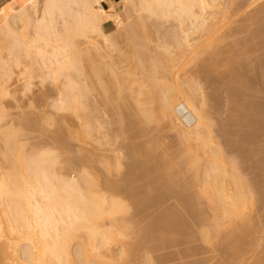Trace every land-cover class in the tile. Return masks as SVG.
I'll list each match as a JSON object with an SVG mask.
<instances>
[{"label": "bare ground", "instance_id": "6f19581e", "mask_svg": "<svg viewBox=\"0 0 264 264\" xmlns=\"http://www.w3.org/2000/svg\"><path fill=\"white\" fill-rule=\"evenodd\" d=\"M242 1L243 0H241V1L234 0V2H233V0H123V4L121 5V9H123L124 14L127 13V14H129L130 17H132L131 19L124 21V20L119 19L120 17H119V12H118V6H116L114 4V2H112L111 0H7V2L2 4V6L0 7V49H2L3 52L6 49L5 50V56H7V57H4V55L2 56L0 54V96L1 97L7 96V95L12 93L11 92L12 90L10 89V82H11L10 79L12 80L13 75L15 74L14 73L15 71H13V69L17 70L14 68V66L20 67L22 65V61H21L22 52L23 53L26 52L25 55H27V58H28V56L30 57V56L34 55L32 64L30 65V63H29V65L24 66V69L21 70L22 72H19V73L24 74L25 77H27V80H26L27 82L25 81V83L28 84V88L31 84H33V78L35 77V75H37L34 72L36 69H38L39 73L38 72L37 73L39 74V77L40 76L42 77V79L43 78L46 79L47 77L48 78L51 77V79L53 78V79H57V80L61 79L62 81L64 79V81L62 82L63 84H61L63 86H62V88H60V89H62V91L60 90L61 92L59 93V95H57L59 97L57 98V96H56L57 99H54V100H56V104L55 103H52V104L53 105L55 104V106H54L55 109H58L60 112H61V110L62 111L66 110V112H67V110L68 111L72 110L71 111L72 113L73 112H74V114L77 113L76 118H78L77 116L80 115L81 116V122H82L81 126L84 127V130L83 129H80V130L82 131V133L84 132L83 134L87 135V137H88V135L92 136L94 134V131L96 130V125L93 124L91 117L89 115V112H88L90 110L91 105L93 104V103L91 104L89 102L90 97H91L90 92L93 93V91H90L88 88V84H87L88 78L87 77H89V80H91V81H92V79L90 78L91 73L94 74L95 77H97L96 83L99 84V87H101L103 89V90L102 89L101 90L105 94H106V92L108 93V95L110 96V97H108L109 100H114L111 98H115V100L118 101L117 102L114 100L113 101L114 103L111 101L112 102L111 104H114V107H112V108L113 109L116 108L115 105H117L119 110L118 109H116V110H118V111H120L123 106H126L125 105L126 102L124 103V105L121 104L122 100L123 99L125 100L126 98L121 97V99L123 98L121 100V102H119V100H118L120 95L122 94V96H123L124 93L122 92L119 95H114L111 97L109 92L113 93L115 88H117L116 89L117 92H118V89H119V92L123 91V89L125 87L128 88V86H130L134 82L129 84V82H127L126 80L124 81L125 78L122 79V82L120 81L121 79L119 80L118 75H120V71L118 70L119 69L118 65H116L118 61L116 62L112 58H111L112 61H110L107 64H105L104 62H99V61H98L99 64H96V63L94 64L93 63L94 59L92 57H89L92 54L91 52L96 51L99 55H101L103 53V51H106L107 54L109 51L110 52L112 51V53H114V51H116V49H118V48H116L118 46V45L116 46V44L118 42L117 39L119 37H122V35H124V34L136 35L135 29H137V28H135L133 26L134 21H136L137 19L143 20L145 18H155L156 20L158 19L157 21L153 20L154 24L152 22L151 25H154V26H152V28L154 29V31H156V33H158L156 35L160 36L159 32L163 34L162 36H160V38L162 37L163 41L160 39V40H158L160 42L157 41L158 42L157 43L155 41L156 44H154L153 46H150L151 43L148 41L149 39L147 40L149 44H147V42L145 41L149 37L146 34L145 35L147 37L139 31V33H141V35H144L146 38L144 36H140L138 33L136 36L131 35L133 37V39L134 38L136 39L139 36L143 37V38L142 39L138 38L141 40L140 42H137L138 39L136 41L131 40L132 41L131 42L132 45L130 43L131 47L135 46L134 47L135 51H133L134 50L133 49V50H131V52L133 51L132 54L134 53L133 55H135V57H132L133 56L132 54H131L132 56H128V57L135 58V59L133 60L132 67L129 65V63H132V59H131V62L129 61L128 65L130 66V68H129L130 70L129 69L128 70L130 71V75L133 77V80L134 81L137 80L135 83H138V86H140L141 89L144 86L146 88H144V90L142 91L141 89H139V87L137 89V84H136L135 85L136 87L132 86L133 89H131L132 87L130 86L131 88L129 87V90H133L132 91L133 93L137 92V94H138L137 97L135 95L136 93H134L133 96L136 97V102L141 104L139 108L144 107V109L142 108L143 111H141V113L143 112L142 113L143 115L145 112L144 110L146 109V107L144 106L143 103L146 102V104L148 105L149 102H155L154 104H156V107H157V108L155 107L156 110L153 107L154 111L153 110L149 111V109H151V108H149V106H147L148 112H149L148 114L149 115L151 114L152 117L154 116V118H152V119L154 120L156 117H158L159 119L161 118L162 120H166L169 123V125L180 136L179 137L180 142H183V143H186L187 141L189 142V143L187 142L188 144L186 143V145H187L186 153L184 151L180 154L184 153L185 157L190 158L189 159L190 161L189 160L186 161L187 163L189 162V164H188L189 167H186V166H184V167H186L187 169H189L191 167V169L193 171H194V169L197 170V171H195V173L197 172L196 173L197 174L196 177L198 176L197 179L202 178L201 181L203 182L202 183L203 186L200 184L201 185L200 187L201 188L204 187L201 190V193L204 196L203 195H201V196H203V197L207 196L206 198H208L209 202H211L210 204L209 203L208 204L209 205L213 204L215 206V208H213V209H215V210L216 209L221 210L222 216L224 215V218H227V223H228V220H231L234 223L235 218H237L236 219L237 222L239 219L241 221L244 220V222H245V219H243V218L245 216H247V214H248L246 211L247 210L250 211V207H248V206H250V202H249L250 198L252 197L251 199H253V195L255 194V193L253 194V190L251 189L254 186H250L248 179H247V182H248L247 183L245 177H243L244 179L242 178L240 181L241 176L239 174H238L239 176L237 174L235 175V173H233V170H232V172H228L226 170L227 165L225 167V160L226 159H224V158L226 157L225 153L228 154V152H225L227 150L225 149L224 146H223L224 147L223 148L215 140L217 146L214 144L216 147L214 145H212L215 148L214 147H213L214 149L211 148L212 146L209 143L214 142L213 141V139H214L213 128H214V123H215L214 119L215 118L212 114L214 106L211 107V108H213L211 111V109H210L211 105L210 106L208 105V103L210 101H207V97L205 99V95H203V94H205V91H203L205 89L201 90L202 92H204L203 94L200 92V94L203 95L202 96V95H199V92H197L196 87L192 86L193 88H196V89H191L192 87L189 88V86L187 85L189 83V81H184V79L186 77H188L190 79L191 78L190 77L191 75L189 76L190 73L186 74L184 79H183V77H181L182 74L180 73L181 74L180 75L178 72H177L178 74H176V76H174L175 75L174 68L176 67V65H175L176 60L178 61V58L180 56L184 55L186 48L189 50L192 47L196 51V49L198 48L194 45L196 42L199 43L200 41H202V42L206 41V42H204V44L205 43L209 44V45H206L207 48L209 46L210 47L212 46L211 50L213 47H215L212 54L209 53L210 55H212V57L215 54H216L215 55L216 57H218L217 56L218 54H219V56H220V54H223L222 53L223 50H221L223 48L219 49L221 46L220 47L216 46L217 44L219 45V42H222V41H220V39L222 37L224 38V34L221 33L222 36L219 35L220 34L219 31L221 30L220 27L223 25L222 23H223L224 19L226 20V19H228V17L230 19V16H231L230 12L234 13L236 11L237 13L236 12L235 13L237 16V14H239L245 10V9L243 10V7H242L243 4L242 3L246 4L249 1L248 3L250 4V2L252 0L251 1L248 0L247 2H246V0L244 2H242ZM255 1L256 0H253L252 3L254 4ZM258 1H260V0H258ZM232 2H233V4H235V2H237L235 6H237V5L240 6V9H237L240 11L239 13L237 10L234 11L233 8L236 9V7L233 6V8H232V5H233ZM238 2H240V3L238 4ZM260 2H261V5H259ZM260 2L257 3V1H256V4H258L257 7L260 6V8H258L257 10H254L255 13H254V16L252 15L253 18L258 19L262 15V19H264L263 18L264 17V14H263L264 13V4H262L264 2H262V1H260ZM240 4H242V5H240ZM250 5H246V6H248V8H249ZM237 8H238V6H237ZM231 9H233V10L231 11ZM250 9L253 10V8H250ZM250 12H252V14H253V11H250ZM133 13H134V16H133ZM235 13H234V15H235ZM242 13L245 14V11ZM244 14H242V15H244ZM248 14H250V13H248ZM248 14H245L246 18L248 16ZM239 16H240V14H239ZM126 18H129V17L126 16ZM232 18L234 19V16ZM238 19H240V18H238ZM259 19H261V18H259ZM138 20H137V22H138ZM169 20H170V23H171V20H173V21H172L171 25L167 26L166 21H169ZM252 20H254V19H252ZM175 21L177 22V24L175 23ZM230 21H232V20H230ZM235 21H236V18H235ZM255 21H257V20L255 19ZM109 22H115V25L117 27L112 31H105V24L109 23ZM146 22H149V21H147V19H146ZM232 22H234V20ZM258 22H259V20H258ZM149 23H151V22H149ZM173 23H175V24H173ZM259 23H260L259 27H261V28H259L258 31H260V30L262 31L264 29V25L262 24V26H261V21ZM142 24H144V23L141 22V25ZM224 26H225V24L223 25V27ZM138 27H140V26H138ZM142 27H144V25H142ZM238 28H239V26H238ZM231 29L233 30L234 28L231 27ZM32 30H33V32H31ZM140 30H144V29H140ZM232 30H231V32L233 33V32H235V30L237 31L238 29L236 27L234 31H232ZM133 32H135V33H133ZM231 32L230 33L228 32L229 35L231 34ZM30 33H31V36H30ZM147 33H149V31H147ZM263 33L264 32H262V35H264ZM130 35H128L129 36L128 39H130ZM149 35H150V33H149ZM193 37L195 38V40H193L194 39ZM201 38L202 39L205 38V40H202ZM225 38H224V40H225ZM262 38H264V36ZM82 39H83V41H82ZM143 39H145V40L143 41ZM199 39H201V40H199ZM78 40H79V42L80 41H82V42L79 43ZM133 42H137V44H139L140 46L136 45V43H133ZM82 43L84 45L86 44L85 45L86 47H84V46L82 47L81 46V45H83ZM133 44H135V45L133 46ZM192 44L195 46V48L192 46ZM214 44H216V45H214ZM125 45H127V44H125ZM201 45L203 46V44H201ZM136 46H138V48ZM197 46H199V44ZM188 47H190V48H188ZM200 47L201 46H199V48ZM114 48H116V49L114 50ZM123 48H121V49H123ZM217 48H218V52H217ZM121 49H119V50H121ZM182 49H184V52ZM192 50H190L191 51L190 56H192ZM194 50H193V54L195 53ZM220 50H221V53L219 52ZM125 51H126L125 53H127L128 50L126 49ZM151 51L154 53H151ZM200 51L202 53V50H200ZM207 51H208V49H207ZM207 51H206V53H207ZM0 52H2V51L0 50ZM6 52H7V54H6ZM177 52H179V53L181 52L180 53L181 55H179V53H177ZM189 52H187V53H189ZM82 53H84V54H82ZM85 53L90 54V55L85 56ZM128 53H130V52L128 51ZM185 54H186V52H185ZM178 55H179V57H178ZM195 55H193V56H195ZM235 55H233V56H235ZM111 56H112V54H111ZM185 56H187V54ZM188 56H189V54H188ZM215 56L213 57L214 60L216 58ZM103 57H106V56H103ZM108 57H109V55H108ZM212 57L210 56V58H212ZM80 58H82L81 61L85 60V61H83V63L84 62L86 63L88 61V59L93 63L92 64L89 61V63H91V65L88 64L91 66V67L88 66L89 72H88V69L86 68L87 64H85V66L83 64H81L82 62H80ZM213 58H212V60H213ZM241 58H240V60H241ZM180 59L183 60L184 58L181 57ZM180 59H179V61H180ZM235 59H237V58H235ZM96 60H98V59H96ZM108 60H109V58H108ZM124 60H125V58H124ZM126 60H125V63H126ZM185 60L186 59H184V61ZM207 60L212 61L209 58ZM231 60H232V58H231ZM105 61H107V59ZM120 61H121V59H120ZM179 61H178V63H180V65H182L181 61L180 62ZM240 62L238 63L239 64L238 66H237V63L231 65V67L235 65L236 69L232 68V71L235 70L234 71L235 74L234 73L233 74L236 77H239L241 75L242 71L244 72V67H242V66H245L244 61H240ZM118 63H120V62H118ZM121 63H120V65H121ZM212 63H214V62H212ZM240 65H242V66L240 68L241 70L239 71V69L237 67H240ZM207 67H208V65H206V68ZM179 68L180 67L177 68L178 71H179ZM184 73H186V72L184 71ZM89 74H90V76H88ZM138 74H139V78H137ZM243 74L245 75V73H243ZM106 75H108V76H106ZM172 75L175 78H172L171 77ZM109 76H110V79H108ZM241 77L243 78V76L239 77V82L242 81V80H240ZM172 79H174L175 82H170V81H173ZM247 79H246V83H247ZM47 80H49V79H47ZM183 82H187V83H185L186 85L185 84L183 85ZM90 83H91L90 87L92 88V86H91L92 82H90ZM170 83H173L174 85H172V84L170 85ZM93 85H95V84H93ZM198 86H199V84H198ZM95 87L96 86H94V88ZM96 90H98L97 87H96ZM116 90H115V92H116ZM198 91H199V89H198ZM92 93H91V95H92ZM233 94H235V93H233ZM44 95H43V97H45ZM106 95H105V98H106ZM117 96H119L118 99H117ZM142 96H145V98H143ZM206 96H208V95L206 94ZM240 96L241 95H239V97ZM91 98H93V97H91ZM233 98H237V96L233 97ZM233 98H232V100H234ZM92 100H94V99H92ZM103 100H105V99H103ZM127 100H129V99H127ZM134 100H135V98H134ZM240 100H242V99H240ZM251 100H249V101H251ZM115 102L118 104H115ZM241 102H240V104H241ZM245 102L246 101H244V103ZM256 102H254V103L248 102L249 104L251 103L250 107H251L252 111L256 106L255 105ZM2 103L4 104V102H2ZM96 103H98V102H96ZM142 104H143V106H142ZM149 104L152 107L153 104L152 103H149ZM98 105H97V107H98ZM253 105H254V108H252ZM153 106H155V105H153ZM180 106H183L189 110V116L188 117L191 121L190 124H184L183 121L180 119L179 115L177 114L178 107H180ZM93 107L94 106L92 105V108ZM235 107L237 108L236 104H235ZM258 107H259V105H258ZM262 107L263 108H261V106H260V108L263 109V111H264V104L262 105ZM128 108H129V106H128ZM139 108L137 109L138 112H140ZM1 110H0V264H123L121 260H124L123 257L126 255L125 254V248L124 249L122 248V250L120 251L121 253L123 252L125 255H122V257L119 259V257L117 256L119 252H118V250L114 251L112 249L113 246L111 245V242L114 241V239L116 241L119 240L120 238L122 239L123 236H125L126 234L128 235L127 229H131V231L129 230L131 233L132 229L134 230L135 227L130 228L131 223L129 222L130 219H128L129 215H128V217L126 216V214L128 212L127 207L129 205L125 206V204L122 203L123 201H119L120 199L117 198V196H116V198H114L112 196L109 197V195H111V194H109V192L114 193V191H115V193L117 194V191H119V190H113V188H116L117 185L114 186V185L109 184L108 183L109 180H107L108 182H106L104 180L100 181V179L97 178L100 175L98 176L97 174H96L97 175L96 179H99V180H98V182H96L97 180L94 181L93 176L90 177L91 176L90 174L92 171L90 172V174L89 173L87 174V173H85L86 170L83 171V169H82V171H83L82 172L80 168H77L78 165L74 164L75 162L77 163V160L74 161L72 159V157H71V159H72V161H74V163L69 160L70 159L69 157L66 160L65 159L62 160L60 157V155L62 153L57 154L58 150L55 149V150H57V152H55V150H53L54 148L50 147L51 143L49 144V146H44V148L43 147H38V148L36 147L37 148L36 149L35 147L31 146L30 147L31 149H30L29 147H27V141H29V139L28 140L26 139L27 138L26 135H27V133H29L28 132V130H29L28 126L31 127V125H29V124H31V121H32L31 117L32 116L30 117L27 114L31 120L28 118V116H26V117L23 116V119L22 118L20 119L21 122L18 120L19 121L18 122L19 125H18L16 123H14V121L10 122V123L7 122L6 119H4L5 118L4 116H6V115L3 116V114H5V113H3V111H1ZM3 110H5V109H3ZM58 110L55 113H58ZM251 110L249 109V112ZM152 111L155 113L154 115L152 114ZM232 111L235 112L234 109ZM7 112H8V110H7ZM66 112H64V113H66ZM122 112H121V115H120V112H118L121 117H122V115L124 116L125 111L123 113ZM128 112H129V110H128ZM157 112L159 113V115L157 114ZM238 112H237V114H238ZM241 112H242V114L244 113L243 111H241ZM59 113H58V115H61ZM64 113H63V115H64ZM68 113H70V112H68ZM145 113H147V112H145ZM129 114H127V115H129ZM148 114L147 115L145 114L147 116V118L151 116V115L148 116ZM156 114H157V116H155ZM263 114H264V112H263ZM127 115H125V116L128 119ZM35 116H36V114H35ZM65 116H66V114H65ZM260 116H259V118H260ZM67 117H68V115H67ZM247 117L250 118L248 116V114H247ZM261 117L264 118L263 115ZM39 118H41V117L39 116ZM68 118H70V116ZM141 118H143V117H141ZM144 118H145L144 120H146V117H144ZM33 119L35 120L36 118H33ZM61 119L62 118L60 117V120ZM125 119H124V121H125ZM129 119H131V118H129ZM156 119H155V121L158 120V119L157 120ZM38 120L41 121L40 119H37L36 122H38ZM72 120H70L69 122L72 123L71 122ZM74 120H75V122H77L76 119H74ZM122 120H123V118H122ZM257 120L258 119H256V121ZM49 121L50 120H47V122H49ZM53 121L56 122V120H54V118H53ZM64 121L66 123L68 120L67 121L64 120ZM64 121L62 119V122H64ZM253 121H255V120H252V122ZM39 123L40 122H38L37 124H39ZM44 123H46V122L44 121ZM74 123H72V124H74ZM78 123L79 122H77L76 124H78ZM67 124H68V126H70L68 122H67ZM67 124L66 125L64 124V126H67ZM76 124H74V125H76ZM104 124L105 123H103V125ZM256 124H257V122H256ZM35 125L33 127H35ZM124 125H123V129L126 126V125L125 126ZM26 126H27L28 130L26 129ZM36 126H38V125H36ZM43 126H44V124H43ZM68 126L66 129L69 128ZM57 128H60V127H57ZM126 128H128V126ZM218 128H220V127H218ZM25 129L27 130V132H25L26 131ZM31 129H33V128H31ZM66 129H65V131H66ZM76 130H78V129H76ZM214 130H215V128H214ZM69 131H71L70 128H69ZM81 131L79 133H81ZM54 132H55V130H54ZM66 132H68V130ZM212 132H213V134H212ZM70 133H69V135L72 136V133L76 135L78 133V131H77V133H75V132H73V129H72V132H70ZM79 133H78V135H79ZM54 136L55 135H53L52 138H54ZM97 137L98 136L96 135V138ZM216 137H218V136H216ZM103 138H100V139L97 138V140L102 141ZM49 139H51V138H49ZM58 139L59 138L57 136L56 139H54L55 142L58 141ZM63 139H64V137H63ZM207 139H208V141H207ZM60 140H59V142H60ZM68 141H69V137H68ZM68 141H67V146L69 144ZM184 141H186V142H184ZM48 142H47V144H48ZM193 142L195 143V145ZM206 142H209V143L206 144ZM218 142H219V140H218ZM219 143L222 144L221 142H219ZM38 144H40V143H38ZM64 144H66V143H64ZM100 144H102V143L100 142ZM57 145H58V143H57ZM32 148H35V149H32ZM69 148L70 147H68V150H69ZM151 148H152V146H151ZM203 148L206 149V151ZM65 149H67V148H65ZM150 150H152V149H150ZM183 150H184V147H183ZM183 150L181 149L180 151H183ZM201 150H204L205 152H207V154H209V155H207V156H209V158L211 155L212 158H210V159H212L213 161L212 160L211 161L209 160V162L206 161V163L204 164L205 169L204 170L201 169V171H200L199 168H200V166H202V165H200V163H202V161L200 159L201 155L199 154V152L201 154L204 153V152L202 153ZM210 150H212L213 152ZM87 154L89 155V153H87ZM90 154H91V151H90ZM98 154H100V153H98ZM180 154H179V158H181ZM187 154H188V156H186ZM83 157H84V155H83ZM152 157L154 158V156H152ZM185 157L182 160L186 159ZM202 157H203V155H202ZM80 158H82V156ZM92 158H93V156H92ZM148 158L150 159L151 157H148ZM227 158H228V160H227V164H228L229 157L227 156ZM78 159H79V157H78ZM204 159H207V158H204ZM231 159H232V157L230 158V161H231ZM97 160H99V158ZM217 160H218V162H217ZM80 161H81V159H80ZM80 161L78 160V163H80L82 165L83 163H81ZM149 162H148V164H149ZM233 162H237V161H233ZM187 163H185V164H187ZM93 165L96 166L95 163ZM182 165H184V164H182ZM228 166H231V165H228ZM65 167H71V170L74 169L73 170L74 172H71L70 174H65L66 172L65 173L61 172L62 171L61 168L63 169ZM184 167H183V169H184ZM234 167L235 166H233V168ZM129 168H131V167H129ZM144 168H145V166H144ZM133 169H134V167H133ZM229 170H230V168H229ZM234 170H236V168H234ZM127 171L129 172V169ZM158 171H160L159 168H158ZM199 171L202 173L200 174ZM72 173H74L75 175L74 174L72 175ZM129 173H132V172H129ZM141 174H143V173H141ZM111 176H112V174H111ZM126 176H125V178H126ZM128 176H129V174H128ZM101 178L104 179L103 176ZM105 178H106V176H105ZM145 178H146V176H145ZM192 178H191V181L193 180ZM103 181H104L103 184L105 185V182H106L107 186L109 187L110 191L107 190V191H109L108 193L105 191L108 195L105 193H102V185H103L102 182ZM143 181H145V180H143ZM194 181L196 182V180H194ZM201 181L199 179V182H201ZM190 182H188V183H190ZM245 182L249 186L247 184L245 185ZM114 183L116 184V182H114ZM107 186L105 185L104 187L106 188ZM128 186H130V185H128ZM182 186H185V184ZM110 188H112V190ZM191 188H193V187H191ZM137 189H138V187H137ZM126 190H127V188H126ZM131 190H132V188H131ZM190 190H189V193H190ZM140 191H143V190H141V187H140ZM254 191H255V189H254ZM132 192H133V190H132ZM191 192H193V190ZM119 193H121V192H119ZM141 193L142 192H140V195H142ZM184 193H185V191H184ZM191 194H193V193H191ZM115 195H113V196H115ZM124 196H125V194H124ZM135 196L137 197V194ZM196 196H197V194H196ZM120 197H121V195H120ZM131 197H133V196L131 195ZM140 197H139V199L141 200ZM149 197H151V196L149 195ZM129 198L130 197H128L126 199L130 200ZM206 198H203V199H206ZM136 199H138V198H136ZM136 199H135V201H136ZM160 202H163V201H160ZM254 202L256 203V200H254ZM141 203H139V204H141ZM190 203H192V202H190ZM251 203H253V201ZM129 204L131 205L134 203L131 202ZM135 205H137V203H135L134 206ZM171 205L173 206L172 203H171ZM185 205H186V203H185ZM213 205H211V206H213ZM152 206H154L153 203H152ZM155 207H157V206H155ZM190 208L191 207H188L189 210H190ZM173 209H175V208H173ZM215 210H213V211H215ZM253 210H252V212H253ZM131 211H132V209H131ZM161 211H162V209H161ZM168 211H170V210H168ZM178 211L180 212V214L182 213L180 210H177V212ZM158 212H160V211H158ZM171 212H170V214H171ZM178 213L175 212V214H177V215H178ZM161 214H164V213H161ZM139 215H140V213H139ZM165 215H163L164 218H166ZM215 215H217V214H215ZM251 215L252 214L249 215L250 217L247 216L248 217L247 219L251 218ZM159 216H158V218H159ZM178 217L180 218L181 216L179 215ZM173 218H175V217H173ZM182 218H183V214H182ZM134 219H135V217H134ZM142 219H144V218H142ZM149 219H148V221H149ZM167 219H168V217H167ZM183 219H185V217ZM215 219H216V217H215ZM221 219H223V218H221ZM136 220L134 222H137ZM152 220H153V218L150 219V221H152ZM179 220H177V221L178 222L182 221V220L181 221H179ZM240 220H239V222H240ZM131 221H133V220H131ZM183 221H185V220H183ZM215 221L217 222V220H215ZM231 221H229L231 223V224L229 223L230 225H232ZM252 221H253V219H252ZM158 223L159 222H157V224ZM162 223H164V222H161L160 225H162ZM132 224H135V223H132ZM139 224H141V220H140ZM177 224H180V226L182 225V223L176 222V225ZM229 224H227V225H229ZM166 225L164 223V225H162V227H164ZM171 225H173V224H171ZM134 226H136V225H134ZM141 226H142V224H141ZM141 226H139V227H141ZM232 226H231V229H232ZM209 227H210V225H209ZM234 227H236V226H234ZM186 228H187V226H186ZM207 228H208V226H207ZM166 229H168V228H166ZM140 230H142V229H140ZM171 230H173V229H171ZM166 231H165V234H167ZM201 231H202V229H201ZM157 232H158V230H157ZM161 233H162V231H161ZM229 235H230V233H229ZM144 236L146 237V235H144ZM207 236H208V234H207ZM243 236H245V235L243 234ZM138 237H141V236H138ZM201 237H202V235H201ZM240 237L241 236H239V238ZM154 238H157V237H154ZM165 238H167V237H165ZM142 239H145V238H142ZM157 239H159V238H157ZM160 239H161V237H160ZM160 239H159V241H160ZM164 240H166V239H164ZM208 240H209V237H208ZM116 241H115V243H117ZM171 241H173V238H171ZM141 242H143V241H141ZM239 242H240V239H239ZM118 243H119V241H118ZM182 244H184V243H182ZM74 245H76V246H74ZM162 245H160V246H162ZM178 245H180V244H178ZM158 251L159 250L156 249V252H158ZM159 254H161V253H159ZM119 255H120V253H119ZM149 255H151V254H148V257H149ZM146 256L147 255H145V257ZM171 260H173V259H171Z\"/></svg>", "mask_w": 264, "mask_h": 264}, {"label": "rangeland", "instance_id": "374dc122", "mask_svg": "<svg viewBox=\"0 0 264 264\" xmlns=\"http://www.w3.org/2000/svg\"><path fill=\"white\" fill-rule=\"evenodd\" d=\"M238 1H241V0H238ZM244 1L245 0H243L242 2H244ZM247 1L248 0H246V2ZM256 1H257V3H259L260 1L264 2L263 0H260V1L256 0ZM256 1L253 4L252 3L253 0H252L250 2L251 5L248 3L249 1L247 3L245 2L246 4L241 2L243 5L242 4H240V5H242L243 10L245 9L244 10L245 14H248V13L251 14V15L248 14L249 17L247 16V18H246V15L244 13H242L244 11L241 12L244 15L239 13L240 11L237 9H240V6L237 5L238 6V8H237V6H235L237 2H235V4H233V2H234V0H233L232 8H233V6L236 7V9L233 8L234 11L237 10L238 13L240 14V16L241 15L242 16L240 17L239 14H237V16H236L237 12L235 11L236 12L235 13L233 11L235 13V15H234V13L230 12V15H231V16L229 15L230 19L228 17V19L223 20V23L221 22L223 25L225 24V26L223 27V25L221 24L222 26L220 27L221 30L219 31L220 32L219 35H221V33H222V34H224V38L225 37L226 38L224 40V38L222 37L220 39V41H222V42L218 41L219 45L218 44L217 45L214 44V45H216L218 47L221 46L219 49L223 48V49H221V50H223V52H222L223 54H220V56H219V54L217 53L218 52V48H217L216 53L218 54L217 55L218 57H216L215 56L216 54L214 53L215 55L214 54L213 55L216 57L214 60V58H213L214 56L212 57V55H210V54H212L215 47H213L211 50L212 46L211 47L209 46L210 48L209 47L207 48L206 45H209V44H206V43L204 44V42H206V41H204V42L200 41L199 43L196 42L197 44L195 43L194 45L198 48H199V46H201L202 48L200 47L199 49L202 50V53L198 48L195 51L191 47L195 52L193 54V50L190 47H188L190 49L189 50L187 48H186L187 50L185 49V52L187 54V56H185L186 54L184 52V49H182L184 52V55L179 57V55H181L180 53L182 51L180 53L177 52V53H179L178 61L181 57H183L186 60L184 61V59L183 60L180 59L182 65H180V63H178V61L176 60V63H175L176 67L174 68V71H175L174 76H176V74H178V73L179 74L181 73L182 74L181 77H183V79H184L186 74L190 73L189 76L191 75L190 76L191 78L189 79L188 77H186L184 79V81H189V83L187 84L189 86V88H191L192 86L196 87L197 89L193 88V87L191 89H196L197 92H199V95H202L204 92H202L201 90L205 89V90H203V91H205V94H203V95H205V99L207 97V101H210L208 103V105L209 106L211 105L210 106L211 111L214 108L213 112H212V114L215 118L214 119L215 130L213 128L214 134L212 132V134L214 135V139H213L214 142H210V143L206 142V144L209 143L211 146L214 144L216 145V142H215V140H216L220 146H222V147L224 146L225 149L227 150V151H225V150L224 151L228 152V154L225 153L226 157L224 158V159H226L225 160V167L227 165L226 170L228 172H232V170H233V173H235V175L239 174L241 176L240 181L243 177H245L246 182L248 179L249 185L254 186L251 189L253 190V194L254 193L255 194L253 195V199H251L252 197L250 198V200H249L250 206H248V207H250L251 212L248 210L246 211L249 215L250 214H252V215H251V218L247 219L248 218L247 216H249L247 214V216H245L243 218V219H245V222H244V220L241 221L240 219H239L240 222H239V220L237 222L236 221L237 218H235V221L233 220L234 223L231 220H228V223H227V218H224V215L222 216L221 210L213 209V208H215V206L213 204H211V205H213L214 207L209 205L211 202H209V199L206 198L207 196L203 197L204 195L201 193V190L204 188V187L203 188L200 187L203 183L201 181L202 178H199L201 181V182H199V179H197L198 176L196 177L197 172L195 173V171H197V170L194 169V171H193L191 169V167L189 169L186 168V167H189L188 166L189 162L187 163L186 161H188L190 158L185 157L184 153L180 154L184 151L186 153V150H187L186 143L188 141L187 142L184 141L186 143L180 142V139H179L180 136L169 125V123L166 120H162L161 118H160L161 119L160 120L158 117H156L158 120L155 118L157 121H155V119L154 120L152 119V118H154V116L152 117L151 114H150L151 116L148 114L149 112H148L147 106H149V108H151V109H149V111L153 110L156 107V104H154L155 102H149V103H152L153 105H155V106H153L151 104L152 107L150 106L149 103H148V105L146 104V102L143 103L147 109V110L146 109L144 110L147 113L144 112V115H143L142 114L143 112L141 113V111H143L142 108L144 109V107L139 108L141 104L136 102V97L138 95L137 92H134V93H136L135 94L136 97H134L133 96L134 93L132 92L133 90H129L130 86L136 87L135 86L136 84H137V89H138V87H139V89H141L140 86H138V83H135L137 80H135V81L133 80V77L130 75V71H129L130 66L132 67L133 60L135 59V58L128 57V56H132L134 54V53L132 54V52L135 51V49H134L135 44H133L134 47H131V45H132L131 40L136 41L138 38L142 39L143 37H140V36H144L145 34L149 37L146 40L143 39V41L145 40L147 42V44H149L148 43V41H149L151 43L150 46H153L154 44H156V42L158 40H160V39L162 40V37L160 38V36H162L163 34L159 32L160 36L156 35L158 33H156V31H154V29L152 28V26H154V25H151L153 20L154 21L156 20L155 18H145L143 20L137 19L138 22H137V20L134 21L133 26L137 29H135L136 33L135 32H133V33H135L136 35L138 33L140 36L139 37L137 36L138 38L133 39L132 36L134 34H131L132 36L130 34L122 35V37H119L117 39L118 42H117L116 46L117 45L118 46L116 48H118V49L114 48V50L116 49V51H114V53H112V51L111 52L109 51L110 53L108 52V54L106 51H103V53L105 52L104 53L105 55L103 53L101 55H99L96 51H92L91 55L85 53V56L90 55L89 57H92L94 59V62H93L94 64L95 63L99 64V62H104L105 64H107L110 61H112L111 58L116 62L117 61L120 63L122 62L121 63L122 66L118 62L116 64V65H118V68H119L118 70L120 71V75H118L119 80L121 79L120 81L122 82V79L125 78L124 81L126 80L127 82H129V84L134 82L133 83L134 85L131 84L130 86H128V88L125 87L123 89V91L119 92V89H118L119 93L116 90L117 88H115L117 93L115 92V90L113 91V93L109 92L111 97L114 95H119L122 92L124 93L123 96H122V94L120 95V97L117 96V99L119 97L118 100H119V102H121V100L123 98H126L125 100L123 99L122 103H121L122 105H124V103L126 102L125 103L126 106H123L121 108V110L118 111L119 108L117 107V105H115L116 108L113 109L112 107H114V104H111L115 100V98H111L114 100H109L108 97H110V96L108 95V93L106 92V94H107L106 95L102 91L103 89L101 87H99V84L96 83L97 77H95V75L90 72L91 73L90 78L92 79V81L89 80V77H87L88 78L87 84H88L89 90L93 91V93L90 92V96L93 98L90 97L89 102L91 104L93 103L92 105L94 107L92 108V105H91L90 110L88 112H89V115L91 117L93 124L96 125V130H97V131L96 130L94 131V134L92 135L93 137L89 136V135L87 137V135L83 134L84 132L82 133V131L80 129L84 130V127L81 126L82 125L81 116L78 115L77 116L78 118H76V115H77L76 112H75L76 114H74V112L73 113L71 112L72 110H69V111L67 110V112H66V110H63V111L61 110V112H62L61 113L58 109H55L54 106L56 104V100H54V99H57L59 97L57 95H59V93L62 91V89H60V88H62V86H63V85H61V84H63L62 82L64 81L63 78H62L63 81L61 79L60 80L53 79V78L51 79V77H49V78L47 77L46 79H44V78L42 79L41 76L39 77L38 69H36L34 72L37 75H35V77L33 78V84H31L32 86L30 85L28 88V84L25 83V81L27 80V77H25L24 74L19 73V72H22L21 70L24 69V66L29 65V63H30V65L32 64L34 55H32L30 57L28 56V58H27V55H25L26 52H24V53L22 52L21 61H22L23 66L22 65L20 67L17 66L18 68L16 66H14V68L17 70L13 69V71H15L14 72L15 74L13 75L12 80L10 79V81H11L10 82V89L12 90L11 91L12 93L7 95V96H2V97L0 96V101L2 100L0 102V107H1L0 110L2 109L1 111H3V113H5V114H3V116L6 115V116H4L5 117L4 119H6V121L9 123L14 121V123L18 124L19 121L21 122L20 119L21 118L23 119V116L24 117H26L28 115L30 117L32 116L31 117V119H32L31 124H29V125H31V127L28 126L29 130L27 129V126H26V129L29 132L26 135V137H27L26 139L27 140L29 139V141H27V147L30 148L32 146L35 148L36 147L37 148L38 147L44 148V146H49V144L51 143L50 147L51 148L53 147L54 148L53 150L57 149L58 152H57V150H55V152H57V154L62 153L60 155L62 160H64V159L66 160L69 157L70 161H72V159L74 161L77 160V163L76 162L74 163V161H72V162L74 164H77L78 165L77 168H80L81 171H82V169H83V171L86 170L85 173H87V174L88 173L90 174V172L92 171L90 174L91 175L90 177L93 176L94 181L97 180L96 182H98V180L100 179V181L104 180V181L108 182L107 180H109V182H108L109 184L114 185V186L117 185L116 186L117 189L113 188V190H119V191H117V194L119 192H121V193H119L118 195L115 193V191H114V193L109 192L110 191L109 187L107 186V184L105 182V185L108 187V188L106 187L107 188L106 189L104 187L105 185L103 184L104 183V181H103L102 182V184H103L102 185V193L107 194L109 192V194H111V195H109V197L112 196V197L116 198V196H117V198L120 199L119 201H123L122 203H124L125 206L129 205L127 207L128 212H127L126 216L128 217V215H129L128 219H130L129 222L131 223V224L129 223L130 228L135 227V229L134 230L132 229L131 233H130L131 229H127L128 235L126 234L125 236L122 237V239L120 238L117 241L114 239V241L111 242V245L113 246L112 249L114 251L118 250V252L120 253V255H119V253L117 255L119 257V259L122 257V255L126 254L123 257L124 260H121L123 264H264V118L261 117L262 115L264 117V114H263L264 111H263V109H261V108H263L262 105L264 104V38H262L264 36V35H262V32H264V29L262 31L261 30L258 31L259 28H261V27H259V25H260L259 22L261 21V26H262V24L264 25V23H263L264 19H262V15H261V17H259L261 19L253 18L254 13H255L254 10H257L258 8H260V6L257 7L258 4H256ZM6 2H7V0H0V7L2 6V4L6 3ZM239 3L240 2H238V4ZM122 4H123V0H119V2L116 4V6H118V12H119V17H120L119 19L127 21L128 19H131L132 17H130L129 14H127V13H126L127 15L124 14L123 9H121ZM262 4H264V3H262ZM246 5H250V7L248 8V6H246ZM259 5H261V2ZM250 8H253V10ZM233 9H231V11ZM249 10L253 11V14ZM125 15L128 16L129 18H126ZM133 16H134V13H133ZM233 16H234V19L232 18ZM235 18H236V21H235ZM238 18H240V19H238ZM146 19H147V21H149L151 23L146 22ZM252 19H254V20H252ZM255 19L257 21H255ZM230 20H232V21L234 20V22H232ZM258 20H259V22H258ZM140 21L142 23H144V24H142V25H144V27H142ZM172 21L173 20H171V23H172ZM166 22L165 23L167 24V26L171 25L170 20L166 21ZM175 23L177 24L176 21H175ZM175 23H173V24H175ZM153 24H154V22H153ZM138 26H140V27H138ZM238 26H239V28H238ZM116 27L117 26L115 25V22L106 23L105 24V31H112ZM231 27L234 29L232 30ZM236 27L238 29L237 31L235 30ZM140 29H144L146 32L144 30H140ZM231 30L232 31L235 30V32L232 33ZM139 31L144 35H141V33H139ZM147 31H149L150 35H149V33H147ZM31 32H33V30ZM228 32L229 33L231 32V34L229 35ZM128 35H130V39H128V37H129ZM136 35H134V36H136ZM30 36H31V33H30ZM201 39H199V40H201ZM79 40H78V42H79ZM193 40H195V38ZM202 40H205V38ZM82 41H83V39H82ZM82 41H80V42H82ZM140 41H141L140 39L137 40V42H140ZM137 42H133V43H136V45H139V44H137ZM158 42H160V41H158ZM124 43L127 45H125ZM130 43H131V45H130ZM200 43L203 44V46ZM198 44H199V46H197ZM85 45L83 44L81 46L86 47ZM194 45L192 44V46L195 48ZM136 47L138 48V46H136ZM121 48H123V49H121ZM125 48L130 53H128V51H127V53H125L126 52ZM119 49H121L122 51ZM207 49H208V51H207ZM0 50L2 51V52H0V54L2 56L4 55V57H7V56H5V50L6 49L4 50V52L2 49H0ZM131 50H133V51L131 52ZM190 50H192V56H190L191 55ZM221 50L219 51L220 53H221ZM152 51H151V53H154ZM206 51H207V53H206ZM187 52H189V53H187ZM6 54H7V52H6ZM82 54H84V53H82ZM111 54H112V56H111ZM188 54H189V56H188ZM235 54L236 55L238 54L239 56L238 55L236 56ZM108 55H109V57H108ZM193 55H195V56H193ZM233 55H235V56H233ZM103 56H106V57H103ZM210 56L213 58V60H212V58H210ZM132 57H135V55H133ZM234 57L237 59H235ZM95 58L98 60H96ZM108 58H109V60H108ZM124 58H125V60L127 59L126 63H125ZM208 58L212 61H208L207 60ZM231 58L233 61L231 60ZM240 58H241V60H240ZM106 59L108 62L105 61ZM120 59H121V61H120ZM131 59H132V63H129V61L131 62ZM81 60H82V58H80V62H82L81 64H83L84 66H85V64H87L86 65L87 69L89 67H91L90 65L92 62L89 59L86 63L85 62L83 63V61H85V60H83V61H81ZM89 61L91 63H89ZM186 61L187 62L189 61V62L187 63ZM240 61H244L245 66H242L243 65L242 64V65H240V67H237L239 65L238 63ZM212 62H214V63H212ZM128 63L130 66L128 65ZM236 63H237L236 67L239 69V71L241 70L240 69L241 66L244 67V72L243 71L242 72L245 73V75L241 72L240 76H243V78L242 77L240 78V80H242L240 82H239L240 76L236 77L234 75L235 70L232 71V68L236 69L235 65L231 67V65L236 64ZM88 64H90V65H88ZM206 65H208L207 68H206ZM177 66L180 67L179 71L177 70V68H178ZM184 71L186 73H184ZM88 72H89V69H88ZM88 76H90V74ZM106 76H108V75H106ZM171 77L175 78V77H173V75ZM137 78H139V74H138ZM47 79H49V80H47ZM108 79H110V76L108 77ZM246 79H247V83H246ZM172 80L173 81H170V82H175L174 79H172ZM90 82H92V85H91L92 88L90 87V84H91ZM185 83H187V82H183V85ZM93 84H95V85H93ZM171 84L174 85L173 83H170V85ZM198 84H199V86H198ZM94 86H96L98 90H96V87L94 88ZM144 88H146V87L144 86L141 90L143 91ZM131 89H133V87ZM198 89H199V91H198ZM200 92L202 94H200ZM91 93L93 96L91 95ZM233 93H235V94H233ZM206 94L208 96H206ZM238 94L241 96L239 97ZM43 95L45 97H43ZM105 95H106V98L108 100L105 98ZM56 96H57V98H56ZM236 96H237V98H233ZM121 97H123V98L121 99ZM133 97L135 98V100ZM142 97L145 98V96H142ZM102 98L105 100H103ZM232 98L234 100H232ZM92 99H94V100H92ZM127 99H129V100H127ZM240 99H242V100H240ZM249 100H251V101H249ZM115 101H117V100H115ZM239 101L240 102L242 101L241 104L242 105L244 104V105L242 106ZM244 101H246L245 102L246 104L244 103ZM2 102H4V104ZM96 102H98V103H96ZM248 102H251V103L256 102L255 108H254V105L252 107V108H254L253 109L254 112L251 110V107H250L251 103L249 104ZM52 103H55V104L53 105ZM115 104H118V103L115 102ZM143 104H142V106H143ZM235 104H236L237 108L235 107ZM97 105H98V107H97ZM127 105L129 106V108ZM258 105H259V107H258ZM260 106H261V108H260ZM137 107L139 108L140 112H138ZM211 107H213V108H211ZM156 108H155V110H156ZM3 109H5V110H3ZM116 109H118V110H116ZM127 109L129 110V112ZM233 109L235 110V112L232 111ZM249 109L251 110L250 112H249ZM7 110H8V112H7ZM57 110H58V113L60 112L59 114H61V115H58V113H55ZM117 111L120 112V115H121V112L123 111L124 116L122 115V117H121ZM153 111H152V114L154 115L155 113ZM241 111H243L244 113L242 114ZM64 112H66V113H64ZM68 112H70L71 114ZM237 112H238V114H237ZM63 113H64V115H63ZM126 113L127 114L130 113V114L127 115ZM35 114H36V116H35ZM65 114H66V116H65ZM145 114L146 115L148 114V116H150V117L147 118V116ZM157 114L159 115L158 112H157ZM157 114L155 116H157ZM247 114L250 118L247 117ZM67 115H68V117L70 116L71 119L68 118ZM125 115H127L128 119L126 118ZM29 116H28V118H29ZM39 116L41 118H39ZM259 116H260V118H259ZM60 117L63 119V121L68 120L67 122L69 123L70 126H68L67 122L66 123H65V121L62 122V119L60 120ZM141 117H143V118H141ZM144 117H146V120H144L145 119ZM254 117L258 120L256 121V119ZM33 118H36V119L34 120ZM53 118H54V120H56V122L53 121ZM122 118H123V120H122ZM129 118H131V119H129ZM37 119L41 120V121L38 120V122H40L39 124H37L38 122H36ZM69 119L70 120L73 119L71 121L72 123L75 122L74 119H76L77 122H79V123L76 124L77 122H75L74 124H76V125H74V124L69 122L70 121ZM124 119H125V121H124ZM47 120H50V121L47 122ZM252 120H255V121L252 122ZM44 121L46 123H44ZM256 122H257V124H256ZM103 123H105V124L103 125ZM35 124L38 126H36ZM43 124H44V126H43ZM64 124L65 125L67 124V126L70 128L71 131H69V128L66 129L67 126H64ZM34 125H35V127H33ZM123 125L125 126L124 129H123ZM127 126H128V128H126ZM217 126L220 128H218ZM57 127H60V128H57ZM31 128H33V129H31ZM65 129H66V131L68 130V132H66ZM72 129H73V132H75V133H77V131H78V133L81 131V133H79V135H78V133L76 135L72 133V136H73L72 137L71 135H69V133L72 132ZM76 129H78V130H76ZM27 130L25 132H27ZM54 130H55V132H54ZM53 135H55L54 138H52ZM96 135L98 136L97 137L98 139L104 137L102 139V141L99 140L102 144H100V142L97 140ZM57 136L59 139H58V141L55 142L54 139H56ZM216 136H218V137H216ZM63 137H64V139H63ZM68 137H69V141H68ZM49 138H51L52 140ZM208 139H207V141H208ZM44 140L45 141L47 140V141L45 142ZM59 140H60V142H59ZM218 140L222 144H220L218 142ZM67 141L70 144V145L68 144V146H67ZM37 142L40 144H38ZM47 142H48V144H47ZM57 143H58V145H57ZM64 143H66V144H64ZM194 145H195V143H194ZM151 146H152V148H151ZM214 146H212L211 148L214 149L217 145L215 147ZM68 147H70L69 150H68ZM183 147H184V150H183ZM35 148H32V149H35ZM65 148H67V149H65ZM150 149H152V150H150ZM179 149L180 150L182 149L183 151H180ZM204 150L206 151V149H204ZM204 150H201L202 153L204 152L203 154H201L199 152V154L201 155L200 159L202 161V163H200V165H202L199 168L200 171H201V169L202 170L205 169L204 164L206 163V161L209 162V160L210 161L212 160V159H210V158H212L211 155L209 158V156H207L209 154H207V152H205ZM90 151H91V154H90ZM210 151H212V150H210ZM87 153H89V155ZM98 153H100V154H98ZM179 154H180L181 158H179ZM83 155H84V157H83ZM202 155H203V157H202ZM229 155L232 157L231 161H230L231 157ZM81 156H82V158H80ZM92 156L94 159L92 158ZM152 156H154V158ZM186 156H188V154ZM227 156L229 157L228 164H227V160H228ZM71 157H72V159H71ZM78 157H79V159H78ZM148 157H151V158L149 159ZM184 157L186 158V159H184L185 161L182 160ZM98 158H99V160H97ZM204 158H207V159H204ZM80 159H81V161H80ZM78 160L83 164L81 165L80 163H78ZM233 161H237V162H233ZM148 162H149V164H148ZM184 162L187 164H185ZM217 162H218V160H217ZM94 163L96 164V166L93 165ZM182 164H184V165H182ZM143 165L145 166V168ZM228 165H231V166H228ZM232 165L235 166L234 168H236L237 171L234 170ZM184 166H186V167H184ZM129 167H131V168H129ZM133 167H134V169H133ZM183 167H184V169H183ZM158 168L160 171H158ZM229 168H230V170H229ZM128 169H129V172H132V173H129L127 171ZM61 170H62L61 172H63V173L66 172L65 174H70L71 172H74L73 171L74 169L71 170V167H65L63 169L61 168ZM127 173L129 174V176ZM141 173H143V174H141ZM201 173L202 172H200V174ZM73 174L74 173H72V175ZM96 174L98 176L99 175L100 176L97 177ZM111 174H112V176H111ZM104 175L106 176V178ZM102 176L104 179L101 178ZM125 176L127 179L125 178ZM145 176H146V178H145ZM96 177L99 179H96ZM191 178L193 179L192 181H191ZM143 180H145V181H143ZM194 180H196V182ZM114 182H116V184ZM188 182H190V183H188ZM246 182H245V185L248 183V182L247 183ZM184 184L186 187L182 186ZM128 185H130V186H128ZM125 187L127 188V190ZM137 187H138V189H137ZM140 187H141V190H143V191H140ZM191 187H193V188L195 187V188L193 189ZM131 188H132L133 192H132ZM110 189L112 190V188H110ZM188 189L189 190L191 189L190 193H189ZM254 189H255V191H254ZM107 190H109V191H107ZM192 190H193V192H191ZM184 191L186 194L184 193ZM140 192H142L141 193L142 195H140ZM191 193H193V194H191ZM124 194H125V196H124ZM136 194H137V197L135 196ZM196 194H197V196H196ZM113 195H115V196H113ZM120 195H121V197H120ZM131 195L133 197H131ZM149 195L151 197H149ZM201 195H203V196H201ZM128 197H130L129 198L130 200L126 199ZM139 197L141 198V200L139 199ZM136 198H138V199H136ZM203 198H206V199H203ZM135 199H136V201H135ZM159 200L163 201V202H160ZM254 200H256V203L254 202ZM252 201H253V203H251ZM131 202L134 204L137 203V205H135V206H134V204L130 205L129 203H131ZM190 202H192V203H190ZM139 203H141V204H139ZM152 203L154 206H152ZM171 203L173 204L174 207L171 205ZM185 203L187 206L185 205ZM155 206H157V207H155ZM188 207H191L190 210L188 209ZM173 208H175V209H173ZM131 209H132V211H131ZM161 209H162V211H161ZM176 209L180 210L182 213L180 214L179 211H178L179 212L178 213ZM168 210H170V211H168ZM213 210H215V211H213ZM252 210H253V212H252ZM158 211H160L161 213H164V214H161ZM138 212L140 213V215ZM170 212H171V214H170ZM175 212L178 213V215L175 214ZM182 214H183V218L185 217V219L182 218ZM215 214H217V215H215ZM163 215H165L166 218H164ZM179 215L181 216L180 218L178 217ZM158 216H159V218H158ZM134 217H135V219H134ZM167 217H168V219H167ZM173 217H175L176 219ZM215 217H216V219H215ZM142 218H144V219H142ZM149 218L150 219L153 218L154 221L153 220L150 221ZM221 218H223V219H221ZM139 219L141 220L142 226H141V224H139L140 223ZM148 219H149V221H148ZM252 219H253V221H252ZM131 220H133V221H131ZM135 220L137 222H134ZM177 220H179V221L185 220L186 222L185 221L178 222ZM215 220H217V222ZM229 221L232 222L233 226L230 225L231 223ZM157 222H159L158 223L159 225L157 224ZM161 222H164L165 225L166 224L167 225L162 227V225H164V223H162V225H160ZM176 222L182 223L181 226L183 228L180 226V224L176 225ZM132 223H135V224H132ZM171 224H173V225H171ZM227 224H229V225H227ZM134 225H136L137 227ZM185 225L187 226V228ZM209 225H210V227H209ZM139 226H141V227H139ZM207 226H208V228H207ZM231 226H232L233 230L231 229ZM234 226H236V227H234ZM169 227L173 230H171ZM166 228H168V229H166ZM140 229H142V230H140ZM201 229H202V231H201ZM157 230L159 233L157 232ZM160 230L162 231V233ZM165 231L167 234H165ZM206 233L208 234V236ZM229 233H230V235H229ZM242 233L245 236H243ZM144 235H146V237ZM158 235L161 237V239ZM201 235H202V237H201ZM138 236H141V237H138ZM239 236H241V237L239 238ZM154 237L159 238L160 241H159V239L154 238ZM165 237H167V238L169 237L170 239L169 238L167 239ZM208 237H209V240H208ZM142 238H145V239H142ZM171 238H173V241H171ZM164 239H166V240H164ZM239 239H240V242H239ZM115 241L117 243L119 241V243L117 244V243H115ZM141 241H143V242H141ZM182 243H184V244H182ZM178 244H180V245H178ZM160 245H162V246H160ZM74 246H76V245H74ZM122 248L123 249L125 248V254L123 252L122 253L120 252L122 250ZM156 249L159 251L156 252ZM159 253H161V254H159ZM148 254H151V255H149V257H148ZM145 255H147V256L145 257ZM170 258L173 260H171Z\"/></svg>", "mask_w": 264, "mask_h": 264}, {"label": "built area", "instance_id": "2783aa9c", "mask_svg": "<svg viewBox=\"0 0 264 264\" xmlns=\"http://www.w3.org/2000/svg\"><path fill=\"white\" fill-rule=\"evenodd\" d=\"M177 114L179 115L180 119L183 121L184 124H190L191 121L189 119V110L183 106L178 107Z\"/></svg>", "mask_w": 264, "mask_h": 264}, {"label": "crops", "instance_id": "0c3cea01", "mask_svg": "<svg viewBox=\"0 0 264 264\" xmlns=\"http://www.w3.org/2000/svg\"><path fill=\"white\" fill-rule=\"evenodd\" d=\"M111 1L114 2L115 5L119 2V0H111Z\"/></svg>", "mask_w": 264, "mask_h": 264}]
</instances>
